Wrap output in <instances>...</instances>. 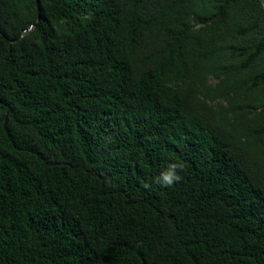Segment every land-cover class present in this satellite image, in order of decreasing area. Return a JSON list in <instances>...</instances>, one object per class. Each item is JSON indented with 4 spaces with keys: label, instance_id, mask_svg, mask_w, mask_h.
<instances>
[{
    "label": "trees",
    "instance_id": "obj_1",
    "mask_svg": "<svg viewBox=\"0 0 264 264\" xmlns=\"http://www.w3.org/2000/svg\"><path fill=\"white\" fill-rule=\"evenodd\" d=\"M0 264H264L262 0H0Z\"/></svg>",
    "mask_w": 264,
    "mask_h": 264
},
{
    "label": "clouds",
    "instance_id": "obj_2",
    "mask_svg": "<svg viewBox=\"0 0 264 264\" xmlns=\"http://www.w3.org/2000/svg\"><path fill=\"white\" fill-rule=\"evenodd\" d=\"M180 167H182V165L177 162L169 163L167 167L156 178V182L162 183L164 186H171L174 182L180 180V176L177 172V169Z\"/></svg>",
    "mask_w": 264,
    "mask_h": 264
},
{
    "label": "crops",
    "instance_id": "obj_3",
    "mask_svg": "<svg viewBox=\"0 0 264 264\" xmlns=\"http://www.w3.org/2000/svg\"><path fill=\"white\" fill-rule=\"evenodd\" d=\"M262 3H263V5H264V0H262Z\"/></svg>",
    "mask_w": 264,
    "mask_h": 264
},
{
    "label": "rangeland",
    "instance_id": "obj_4",
    "mask_svg": "<svg viewBox=\"0 0 264 264\" xmlns=\"http://www.w3.org/2000/svg\"><path fill=\"white\" fill-rule=\"evenodd\" d=\"M213 81H216L215 79H212Z\"/></svg>",
    "mask_w": 264,
    "mask_h": 264
}]
</instances>
